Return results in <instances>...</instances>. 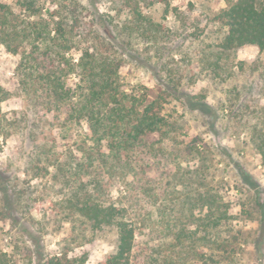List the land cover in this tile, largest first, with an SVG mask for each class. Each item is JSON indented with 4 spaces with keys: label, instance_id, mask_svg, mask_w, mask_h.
Returning <instances> with one entry per match:
<instances>
[{
    "label": "trees",
    "instance_id": "1",
    "mask_svg": "<svg viewBox=\"0 0 264 264\" xmlns=\"http://www.w3.org/2000/svg\"><path fill=\"white\" fill-rule=\"evenodd\" d=\"M172 1L123 0L127 17L112 34L83 28L85 8L79 0H0V46L20 57V91L44 126L32 135L29 170L39 178L55 169L54 177L69 192L62 206L69 215L94 231L116 234L115 251L99 264H237L244 249L230 190L239 195L242 216L259 214L256 242L264 244L260 186L233 152H224L228 162L219 169L221 163L211 156L224 148L203 146L201 138L180 139L181 118L166 109L182 94L175 81L162 79L163 89L153 100L123 83L125 40L126 47L132 39L155 46L158 59L163 56L166 28L144 13V4H161L168 15ZM226 2L212 19L223 33L216 60H208L216 76L226 53L255 46L264 54V0ZM11 97L0 85L3 140L17 131L2 110ZM190 103V112L204 123L211 118L208 129L215 130L216 112L206 96H193ZM255 118L251 141L264 157V109ZM48 130L49 137L56 130L72 143L65 161L55 141L45 139ZM116 180L123 192L114 200ZM0 184L9 202L7 187ZM257 260L263 264L262 252ZM0 264L15 261L0 249ZM40 264H85V259L63 254Z\"/></svg>",
    "mask_w": 264,
    "mask_h": 264
},
{
    "label": "rangeland",
    "instance_id": "2",
    "mask_svg": "<svg viewBox=\"0 0 264 264\" xmlns=\"http://www.w3.org/2000/svg\"><path fill=\"white\" fill-rule=\"evenodd\" d=\"M79 2L85 8L82 26L87 31L94 28L114 34L127 17L123 0ZM226 6V0H173L172 10L166 15L163 5L144 4V13L166 28L163 56L158 59L155 46L139 40L132 39L131 47H126L128 40L126 45L121 41L126 51L121 77L129 91L153 100L163 89L162 79L168 81L170 76L182 93L178 95L180 99H170L166 106L168 112L181 118L180 139L201 138L203 146L211 144L217 151L224 148L221 155L211 156L221 163L219 169L226 168L227 153L233 152L260 186L264 199V157L251 141L250 128L257 122L256 114L264 109V54L255 46L226 53L219 60L221 70L217 76L208 62L216 60L217 45L223 37L212 19ZM19 60L18 55L0 46V85L12 94L2 104V110L17 127L12 136L0 139V183H5L10 196L8 202L0 184V249L12 256L15 264H40L44 258L63 254L72 260L85 259V264H99L115 251L116 234L94 231L89 224L69 215L62 207L69 192L54 177L55 169L39 178L29 170L32 135H38L44 126L37 123L29 100L20 91ZM197 95H205L206 102L214 107L217 127L213 131L208 129L211 118L204 123L190 112V99ZM44 133L50 143L55 141L65 161L72 143L62 141L56 130L50 137L49 130ZM122 190L123 184L114 181V200ZM228 199L233 202L235 228L242 234L244 253L237 264H258V252H262L264 264V244L256 242L259 214L252 211V218L242 216L239 195L233 190Z\"/></svg>",
    "mask_w": 264,
    "mask_h": 264
}]
</instances>
